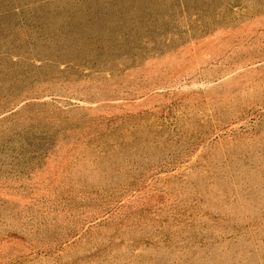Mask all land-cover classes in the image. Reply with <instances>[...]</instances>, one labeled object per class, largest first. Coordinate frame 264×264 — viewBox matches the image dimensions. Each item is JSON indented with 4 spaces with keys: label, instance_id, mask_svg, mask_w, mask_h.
<instances>
[{
    "label": "rangeland",
    "instance_id": "obj_1",
    "mask_svg": "<svg viewBox=\"0 0 264 264\" xmlns=\"http://www.w3.org/2000/svg\"><path fill=\"white\" fill-rule=\"evenodd\" d=\"M0 264H264V0H0Z\"/></svg>",
    "mask_w": 264,
    "mask_h": 264
}]
</instances>
